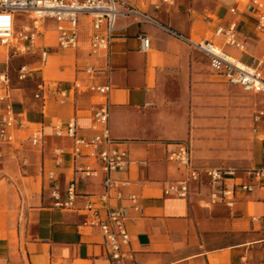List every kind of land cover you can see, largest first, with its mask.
Here are the masks:
<instances>
[{"label":"crops","instance_id":"obj_1","mask_svg":"<svg viewBox=\"0 0 264 264\" xmlns=\"http://www.w3.org/2000/svg\"><path fill=\"white\" fill-rule=\"evenodd\" d=\"M122 1L123 14L106 54L89 53L84 25L77 48L56 49L55 36L52 45H44L49 55L37 72L45 100L27 89L4 88L8 98L0 108L10 103L18 125L15 142L0 144V264H108L100 231L83 225L88 218L83 205L104 192L103 176L80 179L76 172L98 166L90 153L99 148L82 149L74 159L68 155L73 140L65 130L74 118L78 136L92 137L90 108L96 98L69 94L61 101L55 88H67L74 79L87 83L81 72L86 66L107 70L94 83L110 86L111 147L126 151L135 162L112 174L126 184L119 188V201H108L127 216L135 264H263L264 224L257 219L264 215V188L246 192L239 186L248 184V172L263 164L264 96L228 85L190 45L209 41L245 64L261 60L264 34L256 30L255 12L235 0ZM233 22L242 49L216 35ZM143 38L149 39L147 52L141 49ZM36 129L42 143L34 146L30 138ZM181 143L190 146L194 166L235 170L225 183L234 192L230 206L210 204L211 194L221 187L205 176L189 183L185 198L166 193L185 177L183 168L167 161ZM71 182L78 194L75 207H55L53 188L65 200ZM132 195L139 211L128 199Z\"/></svg>","mask_w":264,"mask_h":264},{"label":"built area","instance_id":"obj_2","mask_svg":"<svg viewBox=\"0 0 264 264\" xmlns=\"http://www.w3.org/2000/svg\"><path fill=\"white\" fill-rule=\"evenodd\" d=\"M236 2L255 12L256 30L264 34V0H237ZM122 4V0H0V48L8 49L10 47L15 55L21 52V49L18 45L12 46L11 44L19 42L23 52L32 51L39 37L44 35L45 22L49 20L55 24L53 31L56 49L64 51L77 48L80 27L84 25L89 31V53L92 55L106 54L114 38L116 22L123 14ZM236 11L235 8L230 9L231 14H235ZM18 15L24 17L26 24L17 32L15 28ZM139 17L142 21L149 20L146 16L140 15ZM237 27L238 24L233 22L227 29L218 28L216 35L222 36L227 45L242 49L243 45L236 37ZM164 30L188 42L186 38L168 28H164ZM190 45L209 59L211 70L222 76L228 85L240 86L247 93L264 96V55L261 60L245 64L226 54L220 47L209 41L191 42ZM141 49L144 52L149 50L148 38L141 40ZM48 55V47H39L38 66L34 69L28 65L20 66L16 72L17 79L19 81L29 79L37 72V68L45 65ZM81 72L87 83H84L82 79H74L67 88H61L58 85L55 88L61 101L69 94L79 96L91 93L96 98L90 108V129L93 135L88 141L78 136L79 128L74 118H71L65 125L67 136L73 140V147L68 155L76 159L82 155V149L99 148L98 152L90 153V156L98 164L96 168L83 166L76 170L80 179L97 177L100 174L103 176L104 192L97 196L96 201L88 200L83 205V211L88 216L83 225L95 227L100 231L108 264H135L133 253L129 251L130 236L126 228L127 216L122 208L108 204L109 200L119 201L121 199L119 188L126 184L113 179L112 174L125 172L135 162L126 151L111 147L113 141L110 138L108 126L110 86L94 83L95 79L103 76L107 70L86 66ZM4 76L3 74L2 82L7 85L8 82L4 81ZM37 90L39 93L35 95V98L45 100L43 81L37 84ZM7 98V96L0 97V102ZM0 110V144L12 145L15 142L14 132L18 125L16 115L12 111L10 103L3 104ZM262 115V112L258 114L259 117ZM56 129L58 131L61 129L59 124L56 125ZM30 139L32 145H41V130H34ZM63 154L60 152V155ZM167 161L183 168L185 177L177 182L176 186L170 187L166 193L175 192L179 198H185L189 183L198 182L202 176H205L210 184L220 183L221 187L220 193L211 194L210 204H215L218 201L225 202L228 206L232 204L234 192L227 189L225 183L234 176V169L223 171L194 166L190 158V146L187 143L177 145L174 151L168 153ZM262 161L263 164L260 168L248 172L250 182L240 185L241 190L250 192L254 187L264 188V150ZM48 179L54 181V174L49 173ZM111 192L114 194L111 195ZM77 195L75 182H71L67 186L65 200L61 199L57 186L51 193L54 206L63 209L74 208ZM128 199L134 205L135 211H139L136 204L137 198L132 195ZM257 220L264 224V215ZM261 243L264 246V240Z\"/></svg>","mask_w":264,"mask_h":264},{"label":"rangeland","instance_id":"obj_3","mask_svg":"<svg viewBox=\"0 0 264 264\" xmlns=\"http://www.w3.org/2000/svg\"><path fill=\"white\" fill-rule=\"evenodd\" d=\"M237 1V0H235ZM25 19L23 16L18 15L16 17V31L18 32L23 25H25ZM45 37L46 41H43V36H40L38 41L35 43V48L30 52H23L22 46L19 42H13L12 46H19L21 52L14 55L13 49L10 47L0 48V97H4V88L11 89V88H23L27 89L31 95H36L38 92L37 84L40 83V73L36 72V75L33 77L32 80L28 79L25 81H19L16 76L17 69L22 65H28L30 68L34 69L37 67L35 65L38 61V54H39V47L44 45H52L53 38L55 34L53 30L55 28V24L52 21L45 22ZM4 76V81H7V85H4L2 82Z\"/></svg>","mask_w":264,"mask_h":264}]
</instances>
